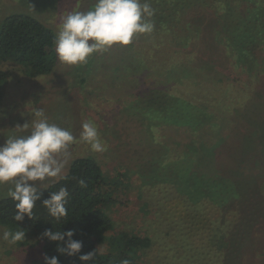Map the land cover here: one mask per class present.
Returning a JSON list of instances; mask_svg holds the SVG:
<instances>
[{
  "label": "trees",
  "instance_id": "1",
  "mask_svg": "<svg viewBox=\"0 0 264 264\" xmlns=\"http://www.w3.org/2000/svg\"><path fill=\"white\" fill-rule=\"evenodd\" d=\"M170 1L151 0L156 14L149 38L138 34L132 44L113 46L96 57L92 55L88 61H120V65L109 68L110 72L115 79L136 87L143 82L137 71L154 72V77L145 76L144 85L138 86L124 108L145 127L151 140L149 153L154 160L150 159L149 165L140 169L141 174L159 179L165 187V200L170 196L181 203L180 209L172 205L174 210L166 218L171 229L178 228L179 235L190 234L191 229L198 230L193 222L196 217L207 220L204 230L199 232L197 249L206 241L210 244L205 243L207 249L213 246L211 240L222 244L223 264H230L231 259L240 258L244 251L258 255L259 248H264V92L260 91L264 88L258 87L261 84L258 80L254 94L246 90L248 77L255 73L264 78V7L248 10L245 17L251 29L241 22L242 28L236 33L231 49L228 46L225 50L233 58L231 66L240 68L241 74L246 73L242 77L214 58L200 57L194 49L188 52L193 59L187 63L173 60L178 50L168 52L158 46L150 49L156 55L149 59L147 48L138 42L145 38L151 41L154 33L155 37L160 35L158 25L171 19L162 10ZM94 2L88 6L86 3L80 11L89 10ZM55 37V31L35 16L9 14L0 27V61H11L32 77L50 74L58 60ZM260 50L263 53L259 55ZM6 81L7 74L0 70V87ZM201 151L209 153L204 161ZM63 176L49 184L48 189H41V200L33 210L34 219L25 217L24 221L16 222L15 203L6 196L0 198V225L33 233L42 241L44 260L45 256L57 257L59 264H82L79 255L98 249L109 235L115 237L111 233L113 221L107 213L114 197L102 165L92 156L75 158ZM80 179L85 180L86 188L79 186ZM62 186L70 192L68 216L57 222L48 216L42 201ZM161 206V214H165L167 209L164 204ZM218 218L220 224L213 225ZM46 230L73 231V239L83 244L81 252L76 256L61 254L57 249L64 244L44 237ZM205 234L207 239L203 240ZM153 246L154 239L150 236L124 234L112 254L98 251L89 264H123L125 260L136 264L138 252Z\"/></svg>",
  "mask_w": 264,
  "mask_h": 264
},
{
  "label": "rangeland",
  "instance_id": "2",
  "mask_svg": "<svg viewBox=\"0 0 264 264\" xmlns=\"http://www.w3.org/2000/svg\"><path fill=\"white\" fill-rule=\"evenodd\" d=\"M93 1L0 0V27L9 14L28 13L52 28L57 35L62 16L73 10L80 11L86 3L88 6ZM258 7H264V0H171L162 9L168 12L165 14L170 15L171 19L158 25L160 35L155 37L157 34L154 33L149 41L146 38L152 33L147 34L149 37L145 34V40H139L138 43L147 48L151 60L156 51L150 53V49L156 46L168 52L178 50L172 56L173 60L184 63L193 59L192 54L188 56V52L194 49L200 57L206 55V58H214L228 66V71L240 75V68L231 66L233 58L225 50L228 46L231 49L236 33L242 28L239 25L241 22L247 25L248 30L251 29L245 16L250 8ZM262 53L261 50L258 52L259 55ZM94 55L96 57L98 54ZM89 62L83 66H67L57 60L50 74L32 77L17 64L0 61V70L7 74V81L0 87V145L9 136L21 134L15 128L31 122L29 112L43 108L50 123L68 129L77 137L70 146L64 173L75 158L89 155L102 165L109 181L108 187L114 202L107 208V213L113 221L111 233L115 237L111 238L108 234L105 241L98 245L101 254H112L113 248L118 247L119 237L127 234L154 239L152 248L138 252L136 264H223L222 244L211 240L212 248L207 249L205 243L210 244L206 241L199 246L200 250L197 249L199 232L204 230L207 220L196 217L197 221L193 222L198 230L191 229L190 234H176L178 228L173 226L171 229L166 218L174 210L172 205L180 209L181 203L170 196L165 200V187L159 179L143 177L141 174L140 169L149 165L150 159L154 160L149 153L151 140L148 139V131L147 134L144 131L145 127L129 116L124 108L138 91V86L144 85L145 76L154 77V72L137 71L143 76L140 77L143 82L136 87L115 79L116 76L110 72L109 68L120 65V61ZM241 76L246 77V73L242 71ZM258 76L254 73L253 77L247 78L246 90L250 95L255 93L253 87L256 81L261 83L259 88H264V78ZM260 91L264 92V89ZM262 117L264 120V114ZM88 121L98 127L102 140L108 146L106 152L94 153L89 145L79 140L82 124ZM170 143L173 144L171 140ZM199 154L202 155V161L209 157L207 151ZM8 188L9 185H0V198L6 196ZM162 204L167 209L165 214H161ZM220 220L215 219L213 225L220 224ZM4 230L15 232L19 229L0 225V233ZM25 234L26 239L16 245L0 240V264H45L42 241L29 231H25ZM202 239H207L206 234ZM259 249L258 255L250 250L244 251L240 258L231 259L230 264L237 261L264 264V248Z\"/></svg>",
  "mask_w": 264,
  "mask_h": 264
},
{
  "label": "clouds",
  "instance_id": "3",
  "mask_svg": "<svg viewBox=\"0 0 264 264\" xmlns=\"http://www.w3.org/2000/svg\"><path fill=\"white\" fill-rule=\"evenodd\" d=\"M156 9L151 0H95L87 11L69 12L62 16L58 33L54 39L56 56L61 64L83 66L98 52H104L113 46H128L138 34H151L155 23ZM30 123L17 125V135L9 136L0 145V185H9L7 198L15 203L13 219L20 223L25 217L34 219V208L41 200V189L63 179L68 164L70 146L77 140L71 131L56 123H50L43 108L29 112ZM79 140L90 146L94 153L107 151L98 127L91 121L84 122ZM86 188L84 179L78 181ZM70 192L66 186L53 191L50 197L43 199L42 206L48 216L57 222L68 216ZM73 231L46 230L43 233L58 246L61 254L78 255L83 247L81 241L73 239ZM26 239L25 231L4 230L0 240L16 245ZM93 252L79 255L82 264H89L97 255ZM46 264H59L57 257L45 256ZM123 264H129L127 260Z\"/></svg>",
  "mask_w": 264,
  "mask_h": 264
}]
</instances>
